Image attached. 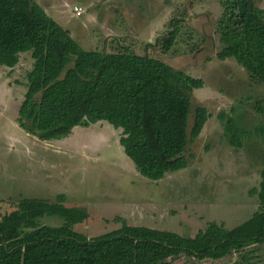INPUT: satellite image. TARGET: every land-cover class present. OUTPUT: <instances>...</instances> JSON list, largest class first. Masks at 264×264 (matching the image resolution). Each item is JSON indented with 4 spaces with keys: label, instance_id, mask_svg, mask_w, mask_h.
I'll return each instance as SVG.
<instances>
[{
    "label": "rangeland",
    "instance_id": "374dc122",
    "mask_svg": "<svg viewBox=\"0 0 264 264\" xmlns=\"http://www.w3.org/2000/svg\"><path fill=\"white\" fill-rule=\"evenodd\" d=\"M87 51H133L165 61L204 81L193 91L194 112L212 114L191 141L188 165L154 181L143 176L120 144L121 128L106 121L77 126L61 140L42 141L18 124L32 52L21 53L15 68L0 66V215L23 198L55 202L88 214L74 230L94 237L123 223L194 237L210 222L232 229L259 209L254 193L264 169V82L251 78L233 57L220 60L221 0H34ZM264 9V0H256ZM83 8V15L74 12ZM178 26L174 46L164 43ZM225 115V121L220 115ZM232 118L242 144L226 136ZM46 216L42 225L61 226ZM168 264H264V243L224 258L181 255Z\"/></svg>",
    "mask_w": 264,
    "mask_h": 264
},
{
    "label": "trees",
    "instance_id": "16d2710c",
    "mask_svg": "<svg viewBox=\"0 0 264 264\" xmlns=\"http://www.w3.org/2000/svg\"><path fill=\"white\" fill-rule=\"evenodd\" d=\"M221 2L218 58H235L253 80L264 82V9L256 0ZM179 31L176 26L167 38V50ZM27 51L34 66L18 114L26 132L42 141L61 140L77 126L106 121L122 129L120 144L146 178L159 181L187 167V148L212 117L199 106L190 133L193 91L203 87L202 79L129 50L87 51L34 0H0V66L15 68ZM220 118L225 121L224 114ZM225 130L239 147L232 118ZM261 178L254 189L260 206L251 218L232 229L210 222L194 237L126 222L88 237L74 230L88 214L68 206L66 195L55 202L23 198L0 215V264H168L183 254L221 259L264 243V169ZM46 216L64 223L42 225Z\"/></svg>",
    "mask_w": 264,
    "mask_h": 264
},
{
    "label": "built area",
    "instance_id": "2783aa9c",
    "mask_svg": "<svg viewBox=\"0 0 264 264\" xmlns=\"http://www.w3.org/2000/svg\"><path fill=\"white\" fill-rule=\"evenodd\" d=\"M83 8L81 6H75L74 7V12L78 15V16H82L83 15Z\"/></svg>",
    "mask_w": 264,
    "mask_h": 264
}]
</instances>
